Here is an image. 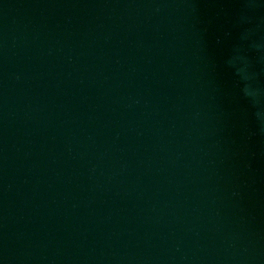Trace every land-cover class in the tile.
Returning a JSON list of instances; mask_svg holds the SVG:
<instances>
[{"label": "water", "instance_id": "95a60500", "mask_svg": "<svg viewBox=\"0 0 264 264\" xmlns=\"http://www.w3.org/2000/svg\"><path fill=\"white\" fill-rule=\"evenodd\" d=\"M0 264H264V0H0Z\"/></svg>", "mask_w": 264, "mask_h": 264}]
</instances>
